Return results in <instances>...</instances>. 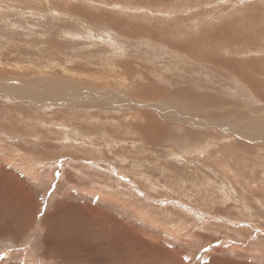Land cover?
Returning <instances> with one entry per match:
<instances>
[{"label":"rangeland","instance_id":"374dc122","mask_svg":"<svg viewBox=\"0 0 264 264\" xmlns=\"http://www.w3.org/2000/svg\"><path fill=\"white\" fill-rule=\"evenodd\" d=\"M263 98L264 0H0V264H264Z\"/></svg>","mask_w":264,"mask_h":264},{"label":"bare ground","instance_id":"6f19581e","mask_svg":"<svg viewBox=\"0 0 264 264\" xmlns=\"http://www.w3.org/2000/svg\"><path fill=\"white\" fill-rule=\"evenodd\" d=\"M261 49V48H260ZM223 57V56H222ZM253 60V59H252ZM233 61V60H232ZM241 61V60H240ZM220 62V61H219ZM243 62V61H242ZM249 62V65H250V60L248 61ZM229 63V62H228ZM230 63L232 64L231 66L232 67H236V65H237V63L236 62H231V60H230ZM240 63V62H239ZM238 63V64H239ZM252 64H251V66L253 67V68H248V69H250L251 71H252V74H256V72L257 71H259V69L260 68H258L257 69V67H258V65H256L255 64V61H252L251 62ZM229 66V65H228ZM238 66V65H237ZM242 66V65H241ZM240 66V67H241ZM247 67V66H246ZM237 69V68H236ZM242 69V68H241ZM245 71H247V70H245ZM191 72V71H190ZM258 74V73H257ZM190 75V74H189ZM203 77V76H202ZM200 78V77H199ZM192 80H195L194 78H191ZM171 81H173L172 80V77H171V79H170ZM190 81L189 80V82H190V84H189V87L190 88H188V89H185V90H191V89H198L199 91L198 92H200L201 91V89H200V86H199V82H193V81ZM207 80V79H206ZM174 83L176 82V81H173ZM211 82V83H210ZM168 84H169V81L167 82ZM179 83V80L177 81V83H175V84H178ZM183 84V83H182ZM207 84H210V86L212 85V81H210V80H208V83ZM170 85V84H169ZM215 85V84H214ZM224 86V85H223ZM165 88V87H164ZM219 88V87H218ZM224 88L225 87H221V89H223L224 90ZM154 89H155V87H154ZM214 90H217V89H214ZM228 90V89H227ZM213 91V90H212ZM145 92H149L150 93V91H148V90H145ZM214 92V91H213ZM224 92V91H223ZM151 94H152V92H151ZM158 94H159V92L156 90L155 92L153 91V96L154 97H157L158 96ZM212 96H216V95H213L212 94ZM222 98H220V100H217L218 102H215V100H213V103L216 105L217 104V106H213V107H210V108H219V109H221V107H226V106H228V104H230V106H232L231 107V110L229 109V110H227V112H229V113H226V115H228V116H233V117H239V118H241V120L243 119V117H247V115H249L250 113L251 114H253L254 112L252 111V110H248V108L247 107H245L246 105L243 103V100H244V98H246L247 99V97L245 96V97H241L240 96V99H237V98H234V97H232L231 95H227L226 93L225 94H223L222 93ZM164 97V96H163ZM177 98L178 99V101L176 102V105L178 106H180L181 108L182 107H184V108H192L191 106H189L187 103H190V98L189 97H191V96H189V97H187V94H186V92H180V93H178V94H176L175 96H174V98ZM192 98V97H191ZM262 99V98H261ZM264 99V98H263ZM242 101L241 102V104H242V110H240V111H236L237 109H233V107H234V105H236V103H237V101ZM71 101V100H70ZM79 102V101H78ZM234 104V105H233ZM229 106V107H230ZM239 106H240V104H239ZM205 107V106H204ZM207 107V106H206ZM179 108V107H178ZM193 109H195V111H198V110H202L203 108H193ZM198 109V110H197ZM255 110H258V108H256ZM162 112V111H161ZM249 112V113H248ZM248 113V114H247ZM225 116V115H224ZM251 117V116H250ZM176 118V117H175ZM252 118V117H251ZM255 122V121H254ZM209 124V123H208ZM201 125V124H200ZM207 125V124H206ZM154 126H157L156 125V123H154V122H151V123H149V125L147 126H144V130L147 132H155L156 133V130H154ZM230 127V126H229ZM156 128V127H155ZM230 130V129H229ZM234 131V130H233ZM158 132V131H157ZM246 136H247V138L248 139H250V140H252V141H260V140H264V132H261V131H259V132H257V133H255V134H252V132L251 133H246V132H243ZM254 139V140H253ZM160 166V165H159ZM27 173V172H26ZM1 177V176H0ZM14 183V182H13ZM17 183V182H16ZM96 186H94V188H88V189H86L85 188V186H83V187H81V188H76V187H74V186H72V187H70V190L72 189H74V191H76V192H80V194L81 193H83V194H86V195H91V196H93L94 198L95 197H98V198H100V200H103V201H106V202H115L116 203V201L113 199V198H110L109 196H107V195H105V194H103V193H101V192H99L98 191V189L96 190V188H95ZM14 188H15V186H14ZM6 203V202H5ZM7 204V203H6ZM8 205V204H7ZM6 205V206H7ZM119 206H121V207H126L125 205H124V202H122ZM17 207V206H16ZM28 207V206H27ZM28 208H30V207H28ZM128 210V209H127ZM139 214V213H138ZM88 215V214H87ZM139 218H142V220H144L143 219V217H141V216H139ZM152 224H154V223H152ZM98 226V225H97ZM157 227V226H156ZM159 227V226H158ZM160 228H163L162 229V231L164 230V231H166V232H168L169 234H172L173 236H174V234H175V231L174 230H169V228H167V227H160ZM190 228V227H189ZM170 236V235H169ZM187 241H188V239H187ZM230 242V241H229ZM229 242H228V244L227 245H221V246H224L223 248L224 249H232V250H238L237 252H239V251H242V252H244V253H250V254H254V256L256 255V253L258 252L257 251V249L256 248H251L250 247V249H245V248H243V247H241V244H240V246H235L234 244H229ZM52 243H54V242H52ZM238 243V242H237ZM52 247H54V246H52ZM46 248V247H45ZM141 248V247H140ZM59 249V248H58ZM142 249V248H141ZM150 251H149V253H152V254H150V257L153 259V258H161V257H163V255L164 254H162V252L161 251H156L155 250V248H150L149 249ZM241 252V253H242ZM24 254H27L26 253V251L25 252H23ZM194 253V252H193ZM176 254V253H175ZM23 256V255H22ZM260 256V255H259ZM25 257V256H24ZM54 257V256H53ZM142 259V258H141ZM154 259V260H155ZM45 262H46V260H45ZM153 263V262H152Z\"/></svg>","mask_w":264,"mask_h":264}]
</instances>
